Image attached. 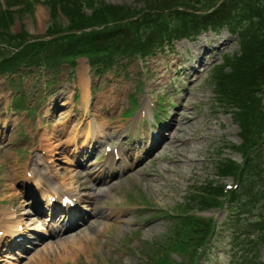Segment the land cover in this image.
<instances>
[{"label": "rangeland", "instance_id": "rangeland-1", "mask_svg": "<svg viewBox=\"0 0 264 264\" xmlns=\"http://www.w3.org/2000/svg\"><path fill=\"white\" fill-rule=\"evenodd\" d=\"M106 1L121 8L123 12L130 8H134L138 13H144L145 10L144 0ZM160 1L163 6L165 0ZM219 1L215 0L216 3ZM45 2H49V0H0V32L3 31L6 34V37H2V33H0L2 39H14L7 37L8 34H21L25 38L45 36L49 30H57L54 24L55 20L63 30H66L73 26L70 21H78L80 18L78 16V19H68L65 14L66 10L62 8L49 11ZM181 2L173 5L171 2L166 4L171 8L185 7L186 11H180L185 14L190 12L189 7L195 5L194 0H182ZM106 13L105 10H102L99 14H92L86 10V16L80 20L96 25L99 23L109 24ZM138 13L131 14L130 11L126 16ZM2 16L13 17L14 21L9 25L5 23L6 26H3ZM99 17H103L105 20L98 22ZM162 17L168 19L164 13ZM192 28L193 26L190 25L189 30ZM224 37L227 36L224 35ZM224 37L218 38L215 34L208 32L202 34L194 42H177L172 46L165 47L164 51H158L153 57L128 59L121 66L119 63L100 73L92 71L86 58H78L75 70L63 67L64 70L58 74L55 83L47 87L45 86L47 83L45 73H39L37 71L40 69L39 67L15 75L19 77L15 79V82H12V77L0 76V217L4 216L3 213L7 215L6 209L18 210L19 205L24 208L23 214L33 217L29 212L31 209L26 207L28 201H24V194L18 184L19 179L24 177L21 173L15 172L22 163L31 167L29 163L36 159L41 164L38 168L43 164L49 166L55 164L58 168L57 171L64 175L63 183L71 187L76 186V181L70 177L71 169L68 166V156L72 149L68 153L63 152L71 143L72 137H65V141H62L64 133L75 125L79 129H87L88 126H91V130L94 131L95 127L102 129L110 124L109 132L106 134L111 139L125 136L121 138L123 142L128 140L126 135L129 132V127L134 125V133L138 131L143 134V137L139 135L137 140L146 145L147 141L142 140L147 137L146 135L151 132L163 131L170 125L171 118L176 117L173 129L170 130L171 136L160 146L156 155L145 166L146 169L141 174L143 175L142 179H137L136 184L121 185L125 191L119 189L116 193L114 200L120 201L119 204L128 207V209L134 208V212L136 205L126 204L128 196H130L126 192L134 185L140 186L139 188L144 191L146 203H152L161 210L175 208L178 203L184 201V196L194 194L191 192L193 190L196 193L211 190L212 183L216 184L218 178L217 166L213 162V158L223 159L233 156V152L226 148V142L239 143L238 137L241 131L240 125L230 114L231 109L226 110L222 103L216 100V89L220 90L226 78L221 79L224 76L223 71L214 75L211 69L222 63L221 55L224 52L230 50L232 53V49L237 48L234 41H224ZM11 52L14 51H0V54L8 55ZM140 85L141 92L143 91L142 99L147 103L145 105L147 124L142 123L139 128L138 124L136 126L133 124L134 118L126 119L122 116L129 108V96L135 87ZM18 86H20L19 90H17ZM89 89L92 93H89ZM82 90L88 96L89 101L84 110L82 109V100L76 99L77 95L83 97ZM263 95L264 93L255 97L258 102L255 104L260 106L264 102ZM20 96L26 97L24 106L30 108L31 113L27 110H15ZM24 97L22 98L24 99ZM159 97L162 99L159 103L162 106H167V112H157V118L161 116L162 123L155 125L152 121V112L156 105H159ZM169 101H173L175 104L169 103ZM244 101L240 97V102ZM246 103L247 101L244 102V104ZM87 108L88 112H86ZM88 113L93 115L92 118H87ZM246 113L248 116L249 110ZM242 131H244L243 128ZM92 136L95 139L94 133ZM6 137L9 138L10 144H6L7 140H3ZM109 138L97 140L100 143L97 145L99 149H102L101 143H107ZM20 148H22V155L16 153ZM234 157L242 162L240 154L237 153ZM38 168L35 169V173H40ZM24 170L29 169L25 167ZM16 174L20 175V178H16ZM149 175L153 176L151 183L147 181ZM26 189L27 187H25ZM133 194H138V191L135 190ZM263 197L264 194L258 191L260 205L259 209L255 211L256 215L264 211L262 209ZM13 199H17L18 203ZM199 201L200 199H193L195 208L198 207ZM153 211L150 210L152 213ZM238 213L240 210H237L233 215L235 223L238 221L236 216ZM19 214L22 212L19 211ZM206 215H213L219 224L225 222L227 216L226 212L220 210ZM20 216L21 221L22 219L24 222L29 220ZM143 217L152 224L136 222L144 225L142 228L145 232L138 239H132L130 246L134 255L130 257L127 254H121L119 264L148 262L149 256L146 254L148 250L143 252L142 244L153 247V249L158 248L159 244L164 245L163 242L169 235L171 221L166 216L159 219L153 218V220L148 215H143ZM244 218V216L241 217V219ZM3 226L5 225L0 222V230H4ZM32 226L29 223V227ZM125 228L122 226L121 230H118L120 236L116 235L113 230V234L117 237L114 239L110 231L106 232V227L103 230V224H99L95 231H89L86 237L79 238L73 247L65 248L66 246L62 247L59 244L45 249L47 251L42 250L41 247L32 250L29 256H25V259L19 264H100L99 262L110 254L114 245H117V241L125 239ZM31 231L34 230L31 229ZM135 231L137 230L133 232ZM149 239H151L150 244L143 242ZM224 242L227 243V239ZM111 246L112 249L109 250ZM237 249L239 253L236 254V262L239 264L240 261H244L248 252L242 249V246H238ZM260 251L262 252L254 257L257 261L264 262V244ZM153 257L154 255L150 259ZM174 257L179 259L177 256Z\"/></svg>", "mask_w": 264, "mask_h": 264}, {"label": "trees", "instance_id": "trees-1", "mask_svg": "<svg viewBox=\"0 0 264 264\" xmlns=\"http://www.w3.org/2000/svg\"><path fill=\"white\" fill-rule=\"evenodd\" d=\"M167 1V2H166ZM182 0H165V4L162 6V2L160 0H144L143 6L145 8V13H151L155 12L161 9H171V7L168 6V2H171L172 5L181 2ZM263 1V0H261ZM49 5L51 6V9L55 10L56 7L60 6L63 10H66L67 18L68 19H78V16L80 17L78 21H73L70 23L73 24V26L67 30H75L85 27H93V26H100V25H106L107 23H99V25H96L95 23H84L80 19L82 17H85V12L83 9L92 10V14H99L102 10H105L107 13L108 23H114L105 31H102L104 33H96L95 36H84L81 39H69L67 43L70 45L72 51H86L88 54V51H99L100 50H109V51H146L147 41L144 37L143 31L144 27L146 25V19L148 18V14H143L142 19L139 21H132V22H124L127 19H129L130 16H126L131 11L132 13H138L134 8H130V10L123 12L121 8H117L116 6H106L105 4H102L100 0H49ZM182 3V2H181ZM195 5L202 6L201 9H205L215 3V0H194ZM193 5V6H195ZM229 6L232 7L230 9H235L236 7L243 8L246 12L249 11H256L261 12L259 9L257 10V0H224V3L221 5V7L216 10L215 14L229 9H224L225 7ZM247 6L249 7V11L245 8ZM80 7V8H79ZM166 7V8H165ZM83 11V12H82ZM104 12V11H103ZM102 12V13H103ZM263 15L260 17V24L258 27L253 26L254 33L251 31V35L255 37L256 35H259L254 40L247 41L243 48V55L240 60V62H243V71L241 76L239 86H238V93L241 94L242 91L245 92L246 86L249 88H259V86L253 85L254 83H259L262 80H264V7L262 9ZM185 13L180 12L178 13V20H183V15ZM54 16V15H53ZM145 17V18H144ZM190 17L194 18V21H197V17L191 14H187V18L190 19ZM99 17L98 22H102L105 20L103 17L100 19ZM144 18V19H143ZM96 20V19H94ZM213 20L209 21L212 22ZM263 21V22H261ZM54 24L56 25L57 30H49V33L56 32L58 30H63L62 26L58 23V21H54ZM106 33V34H105ZM109 33V34H108ZM91 37V38H90ZM95 37V38H94ZM110 37V38H109ZM149 37L148 39H150ZM88 39V40H87ZM154 39V38H152ZM106 40V41H105ZM108 42L106 45H110L109 47H98L100 43L104 44ZM141 45L137 49L135 46H133L131 43H140ZM86 44V46H85ZM47 45V44H46ZM40 47L39 50H43L44 47ZM94 45V46H93ZM111 48V49H110ZM77 49V50H76ZM27 51H34V49H28ZM45 51V49H44ZM68 51V50H64ZM20 61L24 60L21 57L18 58ZM16 64V62H15ZM233 66V72L240 73V67L238 64H231ZM237 79V77H235ZM234 83V82H233ZM253 85V86H252ZM244 89V90H243ZM232 90V88L230 89ZM262 124L260 125L261 128ZM255 125H251L250 128L254 129ZM255 134H260V131L258 130H252L248 131L246 130V134L244 135L245 140V148H252L257 145L256 140H254Z\"/></svg>", "mask_w": 264, "mask_h": 264}, {"label": "bare ground", "instance_id": "bare-ground-1", "mask_svg": "<svg viewBox=\"0 0 264 264\" xmlns=\"http://www.w3.org/2000/svg\"><path fill=\"white\" fill-rule=\"evenodd\" d=\"M105 127L104 128H102V129H97L96 128V130H95V135L96 134H103L104 132H105ZM70 131H73V132H80L79 130H78V127L77 126H72L70 129H69ZM72 135H74L75 137H83V136H86L87 135V140H88V138H89V132L87 133V134H84V135H81V134H75V133H72ZM89 140H90V138H89ZM75 141V140H74ZM79 172L76 170L75 172H74V174L72 175V178L74 179V178H77L78 176H79ZM42 183H40V185H41ZM42 186V185H41ZM94 197H96V196H94ZM4 215V214H3ZM40 217H43V216H41L40 215ZM13 218V216H11L10 217V219H12ZM30 222H34V223H36V224H42L43 223V221L41 220V219H31L30 220ZM92 226H94V225H92ZM64 241H70L69 239H62L61 240V242H64ZM58 243V242H57Z\"/></svg>", "mask_w": 264, "mask_h": 264}]
</instances>
